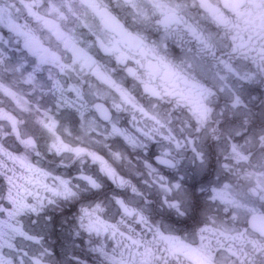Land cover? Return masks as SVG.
<instances>
[{"label":"clouds","instance_id":"9594fccd","mask_svg":"<svg viewBox=\"0 0 264 264\" xmlns=\"http://www.w3.org/2000/svg\"><path fill=\"white\" fill-rule=\"evenodd\" d=\"M0 264H264V0H0Z\"/></svg>","mask_w":264,"mask_h":264}]
</instances>
